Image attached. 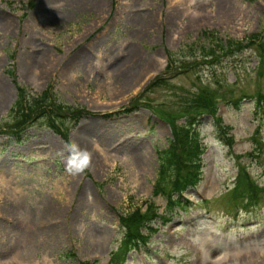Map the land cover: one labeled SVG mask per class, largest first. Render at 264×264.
Wrapping results in <instances>:
<instances>
[{
  "label": "rangeland",
  "instance_id": "obj_1",
  "mask_svg": "<svg viewBox=\"0 0 264 264\" xmlns=\"http://www.w3.org/2000/svg\"><path fill=\"white\" fill-rule=\"evenodd\" d=\"M121 1L0 0V264H264V193L232 192L240 171L264 189V0ZM18 88L48 99L21 123ZM198 95L212 118L185 107ZM188 118L198 173L164 209L158 152ZM73 141L92 153L78 175Z\"/></svg>",
  "mask_w": 264,
  "mask_h": 264
},
{
  "label": "trees",
  "instance_id": "obj_2",
  "mask_svg": "<svg viewBox=\"0 0 264 264\" xmlns=\"http://www.w3.org/2000/svg\"><path fill=\"white\" fill-rule=\"evenodd\" d=\"M207 36V34H205ZM218 47H221L219 42H216ZM235 44V46H239L240 44ZM230 47V46H229ZM223 48V47H222ZM209 51L205 54V57H209L213 55L214 46L207 48ZM167 59L170 61V56H167ZM172 63L169 62V65ZM169 65L165 66L166 71L169 70ZM10 73V72H9ZM12 76V73H10ZM159 79H155V82ZM18 97L16 100V105L13 107L15 111L9 114L10 119L12 121H18L21 123V119L26 115L27 117L32 113L35 109L43 105H47V96L46 91L41 92L38 97L31 98L29 101H35L36 104L33 106H29L26 104L25 97H23L24 90L22 88H18ZM23 97V101H22ZM260 98H262L260 96ZM193 102H189L185 105L188 108L197 109L198 113L202 111V113H209L213 107V104L208 98L203 97L202 95H198L196 98L191 99ZM43 104V105H42ZM48 106V105H47ZM29 113V114H28ZM43 116L46 120H49L52 115H50L49 111H44ZM189 119V118H188ZM190 118L183 126H180V130H175V126L173 129L174 141L170 143L168 148L158 152L157 161H158V171L157 178L155 184L153 186L154 193H162L164 192V185L166 183L172 185L174 190L177 193V198L172 197L171 192H164L163 195L167 199L168 203L172 205L173 202H177L179 204L180 193L192 182L195 180L196 173H198V164H199V153L198 147L196 144V138L194 136L189 137L190 132H192ZM19 132V131H16ZM238 173V172H237ZM240 176H236L237 184L233 187L232 192L235 195V198L243 199L245 201L253 200L256 198L259 192L264 191L262 189L257 188L248 177V175L240 171ZM169 176H172L171 180ZM156 212L155 210H149L145 208L143 212H140L138 209L132 213L130 224H125V232H124V240L133 242L142 241L141 234L139 233V229L146 230L147 225L149 226L150 222L155 219Z\"/></svg>",
  "mask_w": 264,
  "mask_h": 264
},
{
  "label": "clouds",
  "instance_id": "obj_3",
  "mask_svg": "<svg viewBox=\"0 0 264 264\" xmlns=\"http://www.w3.org/2000/svg\"><path fill=\"white\" fill-rule=\"evenodd\" d=\"M67 157L65 159L66 171L71 175L83 173L92 164V153L81 148L76 142H69L64 145Z\"/></svg>",
  "mask_w": 264,
  "mask_h": 264
},
{
  "label": "bare ground",
  "instance_id": "obj_4",
  "mask_svg": "<svg viewBox=\"0 0 264 264\" xmlns=\"http://www.w3.org/2000/svg\"><path fill=\"white\" fill-rule=\"evenodd\" d=\"M133 53V52H132ZM84 56V55H83ZM75 58H77V60H78V63L81 65V64H84V62H85V59H84V57H82L81 55H78L77 57H75ZM74 58V59H75ZM88 59V58H87ZM113 62V61H112ZM119 61H116V62H113V66H114V70H116L117 68H118V65H119ZM84 65H82L81 67H83ZM82 147L83 148H86V146L84 145V144H82Z\"/></svg>",
  "mask_w": 264,
  "mask_h": 264
}]
</instances>
